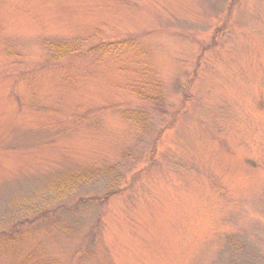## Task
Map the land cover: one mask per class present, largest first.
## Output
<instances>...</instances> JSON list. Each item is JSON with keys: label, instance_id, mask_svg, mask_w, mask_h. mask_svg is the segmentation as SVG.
<instances>
[{"label": "rangeland", "instance_id": "obj_1", "mask_svg": "<svg viewBox=\"0 0 264 264\" xmlns=\"http://www.w3.org/2000/svg\"><path fill=\"white\" fill-rule=\"evenodd\" d=\"M22 222L0 264H264V0H0V232Z\"/></svg>", "mask_w": 264, "mask_h": 264}, {"label": "trees", "instance_id": "obj_2", "mask_svg": "<svg viewBox=\"0 0 264 264\" xmlns=\"http://www.w3.org/2000/svg\"><path fill=\"white\" fill-rule=\"evenodd\" d=\"M98 177H99V175L97 173H95V174L80 173V174H77L75 176H72L71 178H69L71 180L68 179V183L63 184L62 186H60V188H56L53 191H49L47 196L43 197V203H44V205L48 206V205H52L54 203L60 202L62 199L66 198L67 196L69 197L70 195H72L77 190V187L79 184L90 183V182L94 181L95 179H97ZM110 188H113V185H110ZM114 192H115L114 190L111 191L112 194ZM108 196H109V194H108ZM45 212L46 211H44L43 214L42 213L41 214H38V213L34 214V216H36V217L43 216L45 214ZM46 213H48V212H46ZM23 219H24V221L28 220L27 217H24ZM32 219H34V218H32ZM19 224H23V222L12 225L10 227V230H8V231H1L0 236L3 237L6 235H11V234H12V236L13 235L18 236L19 232H20V231H18V230H20V229H18Z\"/></svg>", "mask_w": 264, "mask_h": 264}]
</instances>
